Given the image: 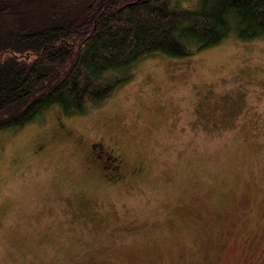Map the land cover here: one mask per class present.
I'll return each instance as SVG.
<instances>
[{
    "label": "rangeland",
    "instance_id": "rangeland-1",
    "mask_svg": "<svg viewBox=\"0 0 264 264\" xmlns=\"http://www.w3.org/2000/svg\"><path fill=\"white\" fill-rule=\"evenodd\" d=\"M131 74L85 115L0 132V264H264V39Z\"/></svg>",
    "mask_w": 264,
    "mask_h": 264
},
{
    "label": "trees",
    "instance_id": "trees-1",
    "mask_svg": "<svg viewBox=\"0 0 264 264\" xmlns=\"http://www.w3.org/2000/svg\"><path fill=\"white\" fill-rule=\"evenodd\" d=\"M232 37L264 39V0H0V132L52 107L85 115L142 60L190 58Z\"/></svg>",
    "mask_w": 264,
    "mask_h": 264
},
{
    "label": "flooded vegetation",
    "instance_id": "flooded-vegetation-1",
    "mask_svg": "<svg viewBox=\"0 0 264 264\" xmlns=\"http://www.w3.org/2000/svg\"><path fill=\"white\" fill-rule=\"evenodd\" d=\"M60 123V122H59ZM64 133L69 135V130H65ZM81 141V140H80ZM92 155L93 159H90L88 162L91 164V167L101 170L103 176L108 177L109 175L115 180H123L128 173L124 171V157L121 153L116 150L109 151L104 149V146L95 143L92 145ZM91 160L95 161L93 163ZM140 168L133 169L132 176H137L139 174ZM110 180V178H108Z\"/></svg>",
    "mask_w": 264,
    "mask_h": 264
}]
</instances>
